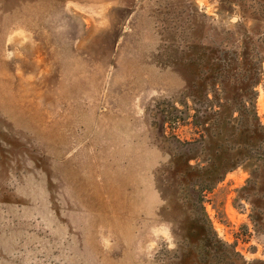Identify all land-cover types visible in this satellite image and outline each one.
<instances>
[{"label": "rangeland", "instance_id": "1", "mask_svg": "<svg viewBox=\"0 0 264 264\" xmlns=\"http://www.w3.org/2000/svg\"><path fill=\"white\" fill-rule=\"evenodd\" d=\"M202 48L264 126V0H0V264H264V154L201 212L160 128Z\"/></svg>", "mask_w": 264, "mask_h": 264}, {"label": "trees", "instance_id": "2", "mask_svg": "<svg viewBox=\"0 0 264 264\" xmlns=\"http://www.w3.org/2000/svg\"><path fill=\"white\" fill-rule=\"evenodd\" d=\"M211 50L202 48L194 58L195 76L180 106L168 101L159 108L160 128L175 150L173 171L181 178L187 202L201 212L207 194L229 171L264 154V126L255 109L250 70L243 65L241 75L227 52ZM185 123L194 128L192 138L177 134ZM206 223L202 214L199 225Z\"/></svg>", "mask_w": 264, "mask_h": 264}, {"label": "clouds", "instance_id": "3", "mask_svg": "<svg viewBox=\"0 0 264 264\" xmlns=\"http://www.w3.org/2000/svg\"><path fill=\"white\" fill-rule=\"evenodd\" d=\"M102 242L104 243L105 246H108V240H107L106 238H104V239L102 240Z\"/></svg>", "mask_w": 264, "mask_h": 264}]
</instances>
